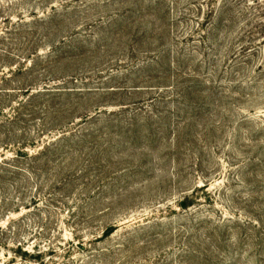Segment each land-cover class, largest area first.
Here are the masks:
<instances>
[{"label": "rangeland", "instance_id": "obj_1", "mask_svg": "<svg viewBox=\"0 0 264 264\" xmlns=\"http://www.w3.org/2000/svg\"><path fill=\"white\" fill-rule=\"evenodd\" d=\"M2 51L1 78L21 62L36 87L72 90L37 103V206L2 223L27 249L54 248L46 264H264V0H0Z\"/></svg>", "mask_w": 264, "mask_h": 264}, {"label": "trees", "instance_id": "obj_2", "mask_svg": "<svg viewBox=\"0 0 264 264\" xmlns=\"http://www.w3.org/2000/svg\"><path fill=\"white\" fill-rule=\"evenodd\" d=\"M0 53V72H4L5 60L13 58L12 52ZM21 61L26 63L28 58ZM19 66L9 68L10 75L2 73L3 77H0V251H11L14 257L12 264H18V260L29 264H46L47 256L56 253L54 248L42 249L44 247L36 245L29 250L24 245L27 241H21L26 231L22 224L18 220H10L7 225L2 223L9 219V215L18 213L20 208L28 209V206L22 205L23 202H28L34 208L37 206L34 197L24 201V194L29 192L34 166L40 163L38 161L49 150L46 145L41 152L36 153L35 150L40 143L37 137L48 127V111L38 109L37 103L44 99H59L72 90H55L47 85L36 87L35 79L41 77L42 73L32 65L20 62ZM36 120H41V129L37 135H32L31 127ZM8 153L11 154L10 158L6 155ZM38 228L43 232L36 233L34 238H45L49 229L45 225Z\"/></svg>", "mask_w": 264, "mask_h": 264}]
</instances>
